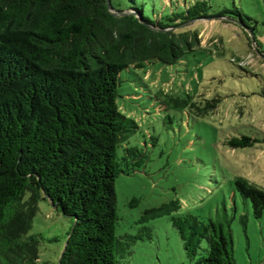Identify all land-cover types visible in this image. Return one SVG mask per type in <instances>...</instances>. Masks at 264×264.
<instances>
[{"label":"trees","instance_id":"16d2710c","mask_svg":"<svg viewBox=\"0 0 264 264\" xmlns=\"http://www.w3.org/2000/svg\"><path fill=\"white\" fill-rule=\"evenodd\" d=\"M110 3L128 14L114 15L106 0H0V264H40L38 239L28 235L40 199L71 219L59 264H118L115 181L129 173L121 160L136 153L124 147L120 158L117 150L138 129L117 104L120 73L180 61L201 44L199 31L182 24L213 16L207 0L177 1V10L171 1L166 14L147 0ZM232 12L243 22L241 11ZM166 101L199 115L217 107L216 98ZM252 141L241 136L230 144ZM234 184L260 218L264 189L242 177ZM170 207L145 210L142 219ZM172 223L196 264H237L223 224L193 214Z\"/></svg>","mask_w":264,"mask_h":264},{"label":"rangeland","instance_id":"374dc122","mask_svg":"<svg viewBox=\"0 0 264 264\" xmlns=\"http://www.w3.org/2000/svg\"><path fill=\"white\" fill-rule=\"evenodd\" d=\"M171 1L177 10L183 0L147 5L166 14ZM207 4L213 18L190 24L200 33V47L174 64L156 61L120 73L117 104L138 129L117 150L120 158L124 147L136 153L121 160L129 173L120 172L115 181L118 264H196L172 223L173 216L185 214L223 224L232 234L237 264H264V214L255 218L234 184L242 177L264 189V0ZM171 95L197 103L216 98L217 107L199 115L194 108L170 106ZM241 136L252 144H230ZM164 204L174 210L142 219L149 215L145 210ZM70 227V218L48 199L39 200L28 235L38 239L40 264H59Z\"/></svg>","mask_w":264,"mask_h":264},{"label":"water","instance_id":"95a60500","mask_svg":"<svg viewBox=\"0 0 264 264\" xmlns=\"http://www.w3.org/2000/svg\"><path fill=\"white\" fill-rule=\"evenodd\" d=\"M107 1V6H108V9L111 13H113L114 15H125V14H128V11H124V10H116L112 7L111 3H110V0H106ZM194 21H190V22H186V23H183V25H189L191 23H193Z\"/></svg>","mask_w":264,"mask_h":264}]
</instances>
